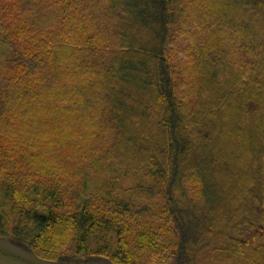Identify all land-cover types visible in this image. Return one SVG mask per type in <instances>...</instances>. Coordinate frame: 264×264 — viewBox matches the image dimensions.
I'll return each instance as SVG.
<instances>
[{
	"label": "trees",
	"instance_id": "1",
	"mask_svg": "<svg viewBox=\"0 0 264 264\" xmlns=\"http://www.w3.org/2000/svg\"><path fill=\"white\" fill-rule=\"evenodd\" d=\"M0 239L264 264V0H0Z\"/></svg>",
	"mask_w": 264,
	"mask_h": 264
},
{
	"label": "rangeland",
	"instance_id": "2",
	"mask_svg": "<svg viewBox=\"0 0 264 264\" xmlns=\"http://www.w3.org/2000/svg\"><path fill=\"white\" fill-rule=\"evenodd\" d=\"M259 29H261V27L260 26H257ZM228 35L229 36H231V32H229L228 33ZM238 36V35H237ZM238 39H237V37H235V41H237ZM221 127H222V125H221ZM221 133L223 134V135H225L226 134V130L223 128V129H221ZM234 137V135L233 134H226V136H225V139L226 140H224V138H222L221 140H224L223 142H224V144H230V143H232V138ZM237 143V142H236ZM236 143L234 144V147L235 146H237L236 145ZM227 155H229L228 153H227ZM231 159V158H230ZM244 180H246V179H244ZM234 182V181H233ZM244 182V181H243ZM234 185H235V183H234ZM233 186V185H232ZM210 187H211V189H210V195L212 194V193H214V188H212V185H210ZM213 187H214V185H213ZM224 205H226V204H224ZM214 214H216L215 212H214ZM223 216H225V215H223ZM223 216H221L220 215V217H223ZM219 217V216H218ZM215 219V218H214ZM228 220V219H227ZM229 221V220H228ZM199 225V227L201 228V227H204L205 226V224H204V222H202V223H199L198 224ZM5 253V254H4ZM0 254H3V255H6V257H8V258H6V257H4V258H6L7 260H12V262L13 263H15V264H33V263H31V262H29V261H26V260H24V259H20V258H17V257H15V256H13L12 254H10V253H7V252H2V251H0ZM3 257V256H2ZM83 264H110L107 260H105V259H103V258H100V259H96V258H93V259H90V260H88V261H86V262H84ZM243 264V263H242Z\"/></svg>",
	"mask_w": 264,
	"mask_h": 264
},
{
	"label": "water",
	"instance_id": "3",
	"mask_svg": "<svg viewBox=\"0 0 264 264\" xmlns=\"http://www.w3.org/2000/svg\"><path fill=\"white\" fill-rule=\"evenodd\" d=\"M0 248L3 250H6L14 255H17L19 257H22L32 263L35 264H62V263H57V262H49L46 260H42L38 257H36L35 255H32L28 252L22 251L20 249H17L13 246H11L10 244H8L5 240H1L0 239ZM0 264H15L12 261L7 260L4 257H0Z\"/></svg>",
	"mask_w": 264,
	"mask_h": 264
}]
</instances>
